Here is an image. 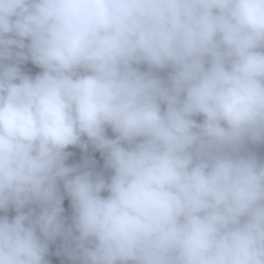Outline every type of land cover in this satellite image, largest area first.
<instances>
[{"label":"clouds","instance_id":"9594fccd","mask_svg":"<svg viewBox=\"0 0 264 264\" xmlns=\"http://www.w3.org/2000/svg\"><path fill=\"white\" fill-rule=\"evenodd\" d=\"M251 145L264 0H0V264H264Z\"/></svg>","mask_w":264,"mask_h":264},{"label":"trees","instance_id":"16d2710c","mask_svg":"<svg viewBox=\"0 0 264 264\" xmlns=\"http://www.w3.org/2000/svg\"><path fill=\"white\" fill-rule=\"evenodd\" d=\"M22 69L30 75H36L41 69L31 63V61H26L22 66ZM143 70V68H142ZM109 136H113L111 129H108ZM253 151L257 153L258 156L264 158V145H251L249 146ZM67 151L73 153L72 156L66 161L69 165L73 164H81L83 165L86 160H95L94 169L98 172H102L107 178L111 174L110 169H106L104 167V159L101 153L97 150H94L91 146H89L88 150L85 152L79 146H70ZM61 191H63V187L61 184ZM105 195L107 193H104ZM63 206L65 209L64 216L66 217V223L71 222L72 208H71V200L68 196L65 195ZM35 207V206H33ZM27 210V209H25ZM38 211V208H37ZM0 215H8L9 218H12L16 215L14 208H9L6 212L0 210ZM65 246V241L63 237H57L54 241L50 242L49 245V253L46 259L49 261V264H77L72 258L66 255L63 252V248ZM59 253V254H58Z\"/></svg>","mask_w":264,"mask_h":264}]
</instances>
